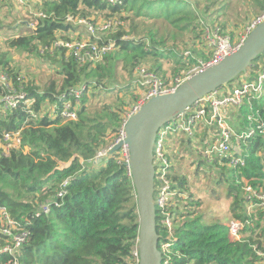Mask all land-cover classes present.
Returning a JSON list of instances; mask_svg holds the SVG:
<instances>
[{"label":"trees","instance_id":"1","mask_svg":"<svg viewBox=\"0 0 264 264\" xmlns=\"http://www.w3.org/2000/svg\"><path fill=\"white\" fill-rule=\"evenodd\" d=\"M223 1L221 10L225 11L231 0ZM252 1L256 14L264 10L261 0ZM38 9L47 17L40 20L37 29L24 34L21 31L9 39L7 50L0 51V74H9L16 88L20 87L19 75L12 66L9 48L21 53H37L46 61H53L60 76L47 81L43 89L32 82L24 83L27 94L35 100L30 109L20 103L4 111L2 98L7 91L0 89V109L3 110L0 135L20 131L21 137L20 148L12 149L8 155L0 154V203L23 229L30 231L28 242L20 250V261L22 264H132L129 259L140 228L133 178L115 155L98 164L87 161L111 143L122 124L126 112L123 105L128 102L119 103L120 92L134 87L131 80L123 87L117 86L120 77L133 75L139 65L151 64V71L169 81L162 60L176 59L173 77L193 68L199 60H207L209 55L205 49L198 51L200 57L194 56L191 60L179 50L188 40H202L206 21L188 0H125L122 6L110 5L106 0H46ZM97 14L121 15V19L128 22L106 37L113 38L116 47L102 62L80 64L64 47L51 51L56 40H71L70 33L77 30L67 20L69 15L89 18ZM211 17L212 14L208 18ZM215 22L216 19H211V23ZM46 47L48 49L42 53ZM262 58L264 54L253 61L245 73L260 71ZM234 81L228 86L232 87ZM84 83L89 88L78 103L77 119L52 118L43 110L46 101L62 104L72 88ZM90 90L94 91L91 96ZM110 90L112 96H116L115 101L91 104V97L101 98L103 92ZM232 113L247 115L241 124L230 117L229 123L237 131L257 128L246 143L249 154L245 166L236 173L232 170L234 180L227 187V197L233 198L230 213L244 223L240 233L243 236L232 241L228 226L218 219L208 220L207 213H198L201 202L190 194L183 209L179 204L170 208L175 226L171 232L157 207L162 264H264V255L259 254L260 250L264 253V246L257 232L264 233V210L258 208L257 214L247 213L244 194V186L248 184L264 188V136L258 129L264 123V86L259 99L246 98L245 104ZM184 141L187 143L182 146L190 156L194 155L190 158L193 161L200 156L193 146L195 139ZM192 161L185 160L189 165ZM185 162L176 161L168 174L172 188L179 191L188 184L187 176L179 171ZM215 164L222 166L224 175L226 165L218 161ZM200 165L208 172L201 156ZM66 179H70L66 194L58 197ZM175 197L183 201L178 193ZM49 200L58 201L60 205L52 204L49 213L36 216L38 203ZM165 242L170 243L166 251L162 249ZM7 243L8 239L0 235V249ZM17 255L1 253L0 264H12Z\"/></svg>","mask_w":264,"mask_h":264},{"label":"built area","instance_id":"2","mask_svg":"<svg viewBox=\"0 0 264 264\" xmlns=\"http://www.w3.org/2000/svg\"><path fill=\"white\" fill-rule=\"evenodd\" d=\"M12 1L16 5L22 7H30L32 4H37V9L33 10L34 18L26 22V26L30 30L37 29L40 20L47 17L43 10L38 9V5L46 0ZM106 1L110 5L122 6L125 0ZM94 17L95 16L83 18L69 15L67 20L71 23L82 24L87 32V36L85 38L71 40L59 38L54 42L51 50L56 47H64L80 64H87L88 62L97 64L102 62L105 55L116 47V41L113 38L106 39V37L123 26L124 21L120 16L116 15L99 17L97 20ZM263 21L264 12L242 25L236 33V35H238L237 38H232L226 34L221 25H216L214 28L209 27L210 24L214 23H206L203 27V35L200 43L207 44V48L204 46L202 49L205 48L206 51H209V58L207 60H199L196 67L173 77L169 81H164L156 72L151 71L146 65L137 67L131 84L135 89L142 90L143 93H140L137 100L126 108L122 124L118 128L111 143L100 149L95 157L88 160L87 163L98 164L115 155L119 163L126 165L128 174L132 176L130 167L131 153L129 145L126 142V124L128 120L136 114L150 98L175 91L193 74L220 63L227 55L234 53L244 43L248 35ZM45 49L48 48L42 49L41 52L43 53ZM17 81L20 84L19 88L15 87L13 79L9 74H0V89H2L3 92L7 91L2 98L3 109H14L18 107L20 103L30 109L34 104V98L29 97L25 90V79L19 75ZM237 81L239 83L230 88L226 86L225 88H220L222 91L218 89L200 98L193 105L186 108L183 114L160 128L157 133L153 149V163L156 171L155 181H157V183L155 182L157 197L155 196V192L154 196L156 208L158 207L165 217L164 225L169 230L170 225L173 224L170 208H172L174 204L171 203V198L176 196L178 191L172 188V181L168 177V174L171 172V165L184 156L179 150V146H181L182 150H185L182 144L187 142H185L184 139H195L193 146L195 149H198V154L205 159L206 166L209 162H212V165H216L215 163L218 161L220 165H226V168L231 167L236 173L238 168L246 164V157L249 154L246 143L249 138L256 134L257 128L251 127L248 131L239 132L229 123V115L234 109L243 106L246 98L252 97L259 99L262 96L264 65L261 66L260 71L257 73L247 72L237 79ZM88 88L86 83L72 88L68 97L62 104H55L52 112L49 113L50 117L62 118L64 120L77 119L78 103ZM258 129L264 136V123H261ZM0 142H3L0 146V154L8 155L12 149L20 148V131L15 133L2 132L0 135ZM119 144V150L111 155L110 151ZM172 155L178 156L179 158H173ZM190 158L191 156L187 159L192 161ZM222 169V166H219V169L213 170L222 171ZM69 180L70 179H66L61 184V188L57 193L58 197H64L66 194V187L69 184ZM244 194L245 199L249 202H254L256 205L264 204V193L258 188L250 184L245 185ZM52 204L56 206L60 205L58 201L53 202L50 200L45 203H40L38 204L35 215L40 216L42 213H49ZM228 228L231 235L239 237L241 230L244 228V223L233 218L229 220ZM0 235L8 239V243L0 249V254L8 252L15 255L17 253L18 255L12 264H22L20 261V250L28 242L30 231L23 229L19 222L11 216L8 208L1 203ZM169 245V242H165L162 249L166 251ZM129 261L132 264H139V237L137 238L136 244L133 246Z\"/></svg>","mask_w":264,"mask_h":264},{"label":"rangeland","instance_id":"3","mask_svg":"<svg viewBox=\"0 0 264 264\" xmlns=\"http://www.w3.org/2000/svg\"><path fill=\"white\" fill-rule=\"evenodd\" d=\"M188 1L191 2L193 8L198 11V14L202 17L203 21H206L205 23H211V19L214 20L216 19V22L214 24H210L209 27L215 28L216 25L220 26L222 24L223 27L226 28V31L224 32L232 38H237L238 35H236V33L239 30V28L249 21V19H245V20L241 19L242 21L238 20L242 16H245L244 15L245 13H247V15H250L251 18V15L257 16V14L259 15L262 12H264L263 10L262 12L256 14V12H254L252 8V3H253L252 0H231L229 7L225 11L221 10L220 2L222 0H188ZM225 1L226 0H224L223 3ZM261 1L264 3V0ZM208 6L210 8L208 12H206ZM34 9H37V4H32L30 7H22L16 5L12 0H0V51L8 49V41L10 38H13V36H15L16 34H20L21 31H22L21 33L24 34L30 30L26 26V22H29L34 18V14H33ZM211 14L213 15V17L208 18ZM116 16H121V15H116ZM99 17H105V15L97 14L95 15L94 18H96L97 20ZM123 21H124V25L126 26L128 22H126L125 20ZM72 23L75 27H77V30L72 31L70 33V37H72L71 39L85 38L87 36V32L84 26L79 23H74V22ZM204 46L205 48H207V44L200 43L199 40H197L196 42H193L192 40H188L187 44L181 45L179 50L183 51L185 57L190 56V60H191L192 57L194 56L200 57L198 55V51L201 50L202 47ZM9 51L12 57V66L14 67L16 74L24 78L25 82L28 83L32 82L35 85L39 86L40 89H43L44 85L47 83V81H50L51 78L52 79L60 78L57 72V65L53 61L52 62L46 61L45 60L46 58H43L37 53H28V52L21 53L16 49L10 50V48ZM51 51H53V49ZM205 52L208 55H210L209 51H205ZM175 60L176 59L173 58H167L165 60H162L163 61L162 66H164V70L167 73V75H165L167 78L170 79L173 78L174 73H172V70L174 66H177ZM260 61L261 64L264 65V58H262ZM146 66L150 68L151 64H146ZM192 66L196 67L197 64L195 63ZM136 70L137 68H135L134 73L131 76L123 74L116 85L119 87H123L124 85L128 84L130 80L132 81L134 79L135 76L134 74ZM184 72L186 71L181 72V74ZM241 76H243V74H241L240 77ZM238 83L239 82L237 80L234 81L233 86ZM116 85H114V87ZM126 91L123 90L122 92H120V96H119L120 98L119 103L123 105V101L128 102L126 105H123L124 109L128 108L129 105L133 104L140 96V93L141 94L143 93L142 90H137L135 88H132L127 92ZM93 92L94 91L90 90L89 95L91 96ZM112 93L113 92H111L110 90L107 92H103V97L101 98L96 96L91 97L90 98L91 104L94 105L100 101L102 102L115 101L116 96L115 95L112 96ZM51 108H52V104L50 102L46 101L43 104V110H45L46 112L50 113ZM5 110L6 109H4V111ZM1 112H3L2 108L0 109V113ZM229 116L233 118V121L237 120L238 124H241V122L243 123L245 121L247 115L239 116L238 113H232ZM2 144L3 142H0V146ZM179 150L181 151V153L184 154V156L181 159L179 158L177 161L183 163L185 162V159L190 157V153L187 150H182L181 146H179ZM247 151L249 150L247 149ZM191 156L194 157V155ZM199 159L200 156H196L192 161L193 163L190 165L188 164L189 162H185L183 168L179 170L183 176L184 175L187 176L188 184L184 186L181 189V191L177 189L178 194L180 195L181 199H183V201L180 202V200L177 197L173 196L171 198V203H173L174 205L179 204L183 209L182 205L185 204L187 205V202L189 200V195L192 194L194 196V200L201 202V206L197 210L198 213L201 214L207 213V215L210 216V218H207L208 220L218 219L228 226L229 220L234 218V216H232V214L230 213V208H232L233 205V198L229 199L227 197V187L229 183L233 182L234 180L232 169L231 167L229 168L227 167L224 170V175H223L222 171H212V169H219V166L212 165L211 164L212 162H209L207 163V166L210 167L207 168L208 172H206V169L202 165L198 166ZM219 182H221V184ZM259 190L262 193H264L263 187L259 188ZM155 196L157 197V193L155 194ZM214 196H217L218 198ZM246 202H247V213L249 214L253 212L255 213L258 208L264 210V204L256 205L254 202H249L248 200H246ZM174 227H175L174 224L170 225V232ZM257 232H259L260 234L259 239L264 246V233H262L261 230H257ZM229 235L232 241L239 240L243 236L242 234H240L239 237H235L231 234ZM259 254L264 255L262 250L259 251Z\"/></svg>","mask_w":264,"mask_h":264},{"label":"water","instance_id":"4","mask_svg":"<svg viewBox=\"0 0 264 264\" xmlns=\"http://www.w3.org/2000/svg\"><path fill=\"white\" fill-rule=\"evenodd\" d=\"M264 54V21L246 38L244 43L220 63L193 74L175 91L150 98L126 124L131 153V173L137 193L139 212V264H162L159 247L157 208L155 204V166L153 149L157 133L165 124L183 114L200 98L226 87L260 55ZM120 144L111 151L119 150Z\"/></svg>","mask_w":264,"mask_h":264},{"label":"crops","instance_id":"5","mask_svg":"<svg viewBox=\"0 0 264 264\" xmlns=\"http://www.w3.org/2000/svg\"><path fill=\"white\" fill-rule=\"evenodd\" d=\"M246 16H247L248 18H247ZM254 16H256V15H251V18H250V15H245V16H242L240 19H244V20H245V19H249V20H250V19H252ZM241 21H242V20H241ZM227 28H228V26H227ZM225 31H226V28H225ZM220 91H222V90H220ZM54 106H55V104H52V108H51V110H50V113L52 112V109H53Z\"/></svg>","mask_w":264,"mask_h":264}]
</instances>
